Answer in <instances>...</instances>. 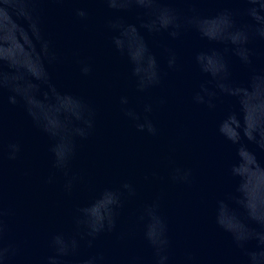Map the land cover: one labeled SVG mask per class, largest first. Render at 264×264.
<instances>
[{"label": "water", "instance_id": "obj_1", "mask_svg": "<svg viewBox=\"0 0 264 264\" xmlns=\"http://www.w3.org/2000/svg\"><path fill=\"white\" fill-rule=\"evenodd\" d=\"M0 264H264V0H0Z\"/></svg>", "mask_w": 264, "mask_h": 264}]
</instances>
